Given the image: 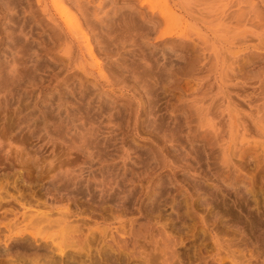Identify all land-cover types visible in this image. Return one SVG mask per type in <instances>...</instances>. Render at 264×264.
<instances>
[{"label": "rangeland", "instance_id": "1", "mask_svg": "<svg viewBox=\"0 0 264 264\" xmlns=\"http://www.w3.org/2000/svg\"><path fill=\"white\" fill-rule=\"evenodd\" d=\"M150 1L0 0V264H264V0Z\"/></svg>", "mask_w": 264, "mask_h": 264}, {"label": "bare ground", "instance_id": "2", "mask_svg": "<svg viewBox=\"0 0 264 264\" xmlns=\"http://www.w3.org/2000/svg\"><path fill=\"white\" fill-rule=\"evenodd\" d=\"M143 2L144 3H150L151 1L150 0H143ZM37 3H38V5H40L41 4V0H37ZM2 11V10H1ZM43 11V12H42ZM47 10L46 9H41V12L43 13V14H45L44 12H46ZM36 12V11H35ZM163 12V11H162ZM165 13V12H164ZM154 14V13H153ZM165 16V15H164ZM28 18V17H27ZM34 18H37V17H35L34 16ZM33 18V19H34ZM32 19V18H31ZM45 22H47L46 23V26H48V28L46 27V26H44V28L42 29V32L43 33H48V34H46L47 35V37H48V41L47 42H44V39H42V41H40V42H38L37 41V43L39 44V45H42V48H43V50H44V52L45 53H50V54H53V52H54V50H55V48L58 46V44H59V41L62 39V37H69V33H71V32H67V31H65L64 29H62V27L59 25V23H57L56 21H55V17H53V18H48L47 20H44V19H37L36 21H35V23H36V25H40L41 26V24L43 25H45ZM28 25V24H27ZM32 26V25H31ZM35 27V26H34ZM29 29H31V27L29 28ZM41 31V30H40ZM29 32H31V33H33L31 30H29ZM167 33H165V35H166ZM35 35V34H34ZM12 36V35H11ZM37 36V35H36ZM13 37V36H12ZM28 38V37H27ZM12 39H14V37L12 38ZM16 39V38H15ZM17 40V39H16ZM38 40V39H37ZM71 40V39H70ZM36 41V40H35ZM34 40L32 41L33 43L35 42ZM3 42V41H2ZM25 43H26V40H25ZM28 43H29V41H28ZM30 43H31V41H30ZM7 44V43H6ZM62 44V43H61ZM61 44H59V47H60V45ZM88 44V43H87ZM13 45V44H12ZM31 45V44H30ZM44 45L46 46V48L44 49ZM69 46V45H68ZM88 46H89V44H88ZM9 47H11V45L9 46ZM27 48H28V45L26 46ZM65 47V46H64ZM34 48V47H33ZM42 48H41V50H42ZM29 49H32V48H28V50ZM58 50V49H57ZM71 50V49H70ZM88 50H89V52H90V54H92V56L94 55L93 54V49L89 46L88 47ZM56 51V50H55ZM57 52V51H56ZM67 53V52H66ZM70 53H71V51H70ZM58 54V53H57ZM41 55V54H40ZM46 55V54H45ZM34 57V56H33ZM32 58V57H31ZM53 58V62L54 63H58L59 61H60V59H59V56L58 55H54V57H52ZM74 58V57H73ZM95 58V57H94ZM66 59V65H68V66H71V63H72V54H69L68 53V55H67V57L65 58ZM96 60V59H95ZM33 67V66H32ZM35 69V68H34ZM36 70V69H35ZM71 75V74H70ZM195 112V111H194ZM196 112H197V110H196ZM201 112H203V111H201ZM120 113V112H119ZM122 113V112H121ZM123 114V113H122ZM194 114V113H193ZM120 115V114H119ZM189 115V114H188ZM192 115V114H191ZM123 116V115H122ZM188 117H190V116H188ZM261 117H263V116H261ZM261 117H259V118H261ZM259 118L257 119V120H259ZM189 120V119H188ZM255 123H256V121H255ZM256 125H258V124H256ZM260 125H261V123H260ZM262 126V125H261ZM238 128V127H237ZM235 129V128H234ZM259 131V130H258ZM262 132V131H261ZM264 132V131H263ZM239 136V135H238ZM203 138V137H202ZM257 150V149H256ZM255 152V151H254ZM240 155V154H239ZM242 155V154H241ZM255 156H256V154H254ZM257 158H258V154H257ZM241 159V158H240ZM103 172V171H102ZM75 176V175H74ZM73 176V177H74ZM77 177V176H76ZM104 177V176H103ZM223 179V178H222ZM183 180V179H182ZM186 180V179H185ZM188 180V179H187ZM236 180V179H235ZM238 180V179H237ZM236 180V181H237ZM243 180V179H242ZM253 180V179H252ZM179 181V180H178ZM240 181V180H239ZM73 182V181H72ZM71 182V183H72ZM182 182V181H181ZM247 183V182H246ZM182 184V183H181ZM241 184V183H240ZM239 185V184H238ZM88 187H89V184H88ZM245 187V186H244ZM246 188H247V186H246ZM226 189V188H225ZM229 191V190H228ZM92 192V191H91ZM224 192H225V190H224ZM223 192V193H224ZM133 193V192H132ZM227 193V192H226ZM242 193V192H241ZM217 195H219V194H217ZM217 195H216V198H217ZM227 195H229L230 196V192H228V194ZM220 196V195H219ZM218 196V198H220ZM231 197V196H230ZM242 197V196H241ZM240 197V198H241ZM214 198V197H213ZM243 198H244V194H243ZM242 198V199H243ZM242 199H241V202H242ZM245 199V198H244ZM224 200V199H223ZM236 200V199H235ZM238 200H239V198H238ZM211 201V200H210ZM240 201V200H239ZM200 202H201V200H200ZM205 202V201H204ZM209 202V201H208ZM207 202V203H208ZM225 202V201H224ZM223 202V206H224V203ZM236 202V201H235ZM244 202V201H243ZM247 202V201H246ZM202 203V202H201ZM206 203V204H207ZM212 203H214V201L212 202ZM219 203V202H218ZM217 203V204H218ZM221 203V202H220ZM239 203V202H238ZM210 204V203H209ZM217 204L215 205L216 206V208H217ZM243 204V203H242ZM245 204H247V203H245ZM200 205V204H199ZM222 205V204H221ZM221 205H219V206H221ZM227 205V204H226ZM231 205V204H230ZM240 205V204H239ZM223 206H221V207H223ZM195 207V206H194ZM247 207H249V206H247ZM246 207V208H247ZM215 208V209H216ZM195 209V208H194ZM254 209V208H253ZM214 210V209H213ZM213 210H212V212H213ZM221 210V209H220ZM252 211V210H251ZM255 211V210H254ZM253 211V212H254ZM203 212V211H202ZM264 212V211H263ZM216 213V212H215ZM249 214V213H248ZM247 214V215H248ZM255 213H253V215H254ZM261 214V213H260ZM39 215V214H38ZM246 215V216H247ZM257 215H259L258 214V212H257ZM263 215H264V213H263ZM233 216V215H232ZM36 217V216H35ZM186 217V216H185ZM192 217V216H191ZM208 216H206V218H207ZM258 217V216H257ZM37 218V217H36ZM35 218V219H36ZM40 218H42V220H40V222L42 221L43 222V217H40ZM212 218V217H211ZM236 218V217H235ZM206 220H208V219H206ZM240 220V219H239ZM35 221V220H34ZM236 222V221H235ZM37 223H39V221L37 222ZM217 223V222H216ZM224 223V222H223ZM206 224V223H205ZM220 225V224H219ZM252 225V224H251ZM207 226V225H206ZM65 227H67V229H69L70 227H68L67 226V224H65ZM211 227V226H210ZM216 227H217V225H216ZM71 228H72V226H71ZM214 229H216L215 228V226L213 227ZM219 228H222V226H220ZM170 229V228H169ZM218 229V228H217ZM220 230V229H219ZM147 231V230H146ZM225 232V231H224ZM251 232V231H250ZM219 233H220V231H219ZM218 233V234H219ZM258 233H259V230H258ZM147 235V234H146ZM160 235H161V232H160ZM234 235V234H233ZM74 236V235H73ZM82 236V235H81ZM140 236L142 237V231L140 232ZM208 236V235H207ZM150 238H151V235L149 236ZM195 237V236H194ZM204 238V237H203ZM138 239V238H137ZM145 239H147V238H145ZM162 239V241H161V245H162V249L160 250V256H162V264H173V258H174V256L177 254L176 253V251H175V249L172 247V239L171 238H169L168 236H166L165 234H163V237L161 238ZM92 240V239H91ZM152 240V239H151ZM175 240V239H174ZM204 240V239H203ZM202 240V241H203ZM223 239H221V241H222ZM150 241V240H149ZM154 241H155V238H154ZM159 241V240H158ZM157 241V242H158ZM142 242V241H141ZM228 242V241H227ZM92 243V242H91ZM140 243V242H139ZM150 243V242H149ZM222 244H223V242H221ZM226 242H224V244H225ZM141 244H143V242L142 243H140V245L139 246H141ZM159 244V243H158ZM177 244V243H176ZM204 244V243H203ZM144 245V244H143ZM243 245V244H242ZM112 246V245H111ZM134 246H136V245H134ZM151 246V245H150ZM223 246V245H222ZM221 246V247H222ZM160 247V246H159ZM224 247H226V245L224 246ZM137 248V247H136ZM151 248V247H150ZM220 248V247H219ZM157 248L155 247V250H156ZM159 249V248H158ZM51 250V249H50ZM86 250V249H85ZM152 250V249H151ZM222 250H223V248H222ZM233 250V249H232ZM159 251V250H158ZM205 251V250H204ZM235 251V250H234ZM206 252H207V250H206ZM212 252V251H211ZM240 252V251H239ZM134 253V252H133ZM149 253H150V251H149ZM151 253H152V251H151ZM155 253H156V251H155ZM209 253V252H208ZM230 253V252H229ZM232 253V252H231ZM206 254V253H205ZM220 254H221V251L220 250H218L217 249V253L216 254H214V255H212L211 256V258H212V260H214V261H217L216 263L217 264H222V263H224L226 260L228 261L229 259H230V262L229 263H231V264H238L237 263V259H236V256L235 255H233V253L230 255V254H226V257H221L220 256ZM224 254H225V252H224ZM241 254H243V253H241ZM62 255V254H61ZM147 255V254H146ZM150 255H152V254H150ZM222 255V254H221ZM245 255V254H244ZM111 256V255H110ZM153 256V255H152ZM156 256V255H155ZM178 256V255H177ZM205 256V255H204ZM238 256V255H237ZM241 256V255H240ZM43 257V256H42ZM139 257V256H138ZM151 257V256H150ZM158 257V256H157ZM207 257V256H206ZM97 258V257H96ZM106 258V257H105ZM108 258V257H107ZM136 258V257H135ZM140 258V257H139ZM142 258V257H141ZM154 258V257H153ZM239 258V257H238ZM244 258V257H243ZM54 259V258H53ZM151 259H152V257H151ZM156 259H158V258H156ZM175 259V258H174ZM142 260V259H141ZM149 260V259H148ZM201 260V259H200ZM45 261V260H44ZM43 261V262H44ZM113 261V260H112ZM144 261V260H143ZM204 261V260H203ZM209 261H211V260H209ZM205 262V264H209L210 262ZM86 262V261H85ZM244 262V261H243ZM65 263V262H64ZM41 264H43V263H41ZM201 264V263H200ZM249 264V263H248Z\"/></svg>", "mask_w": 264, "mask_h": 264}]
</instances>
